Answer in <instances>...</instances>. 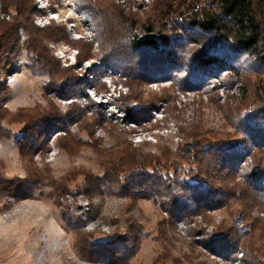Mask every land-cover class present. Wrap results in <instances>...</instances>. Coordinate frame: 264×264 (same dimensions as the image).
Segmentation results:
<instances>
[{"label": "rangeland", "instance_id": "obj_1", "mask_svg": "<svg viewBox=\"0 0 264 264\" xmlns=\"http://www.w3.org/2000/svg\"><path fill=\"white\" fill-rule=\"evenodd\" d=\"M14 1L0 0V38L16 19ZM28 1L33 12L27 26L18 27L8 65L0 44V264H248L244 247L229 254L213 247L211 234L225 220L234 224L232 212L180 216L167 192L140 187L128 193L122 187L138 160L151 173H172L157 162L163 164L165 150L178 160L197 124L209 130L211 142H220L243 136L247 117L257 122L264 116V65L251 54L213 47L212 37L189 23L212 0ZM85 5L92 7L89 14L80 8ZM147 25L181 36L178 76L143 83L133 75L141 62L131 49V30L142 41L161 34L148 32ZM48 26L49 33L43 31ZM34 35L60 66L38 61L28 43ZM206 48L229 54L230 65L201 87L183 89L192 56ZM131 103L142 106L135 117L127 111ZM56 111L64 125L33 151L31 139L42 141L38 122ZM147 154L150 159L142 161ZM254 162L251 153L244 155L238 179ZM14 178H27L32 191L20 192ZM63 185L67 189H57ZM94 186L97 192H89ZM256 214L264 219V207ZM105 243L117 250L116 260L100 256Z\"/></svg>", "mask_w": 264, "mask_h": 264}, {"label": "trees", "instance_id": "obj_2", "mask_svg": "<svg viewBox=\"0 0 264 264\" xmlns=\"http://www.w3.org/2000/svg\"><path fill=\"white\" fill-rule=\"evenodd\" d=\"M13 4L16 6V19L2 32L0 38V44L4 46V57L9 59L6 65L12 61L9 47L16 40L18 27L27 26L29 16L33 12V3L28 0H16ZM211 4L210 7L199 8L193 12L189 18L190 25L203 31L204 35L211 36L213 47L226 49V52L232 50L251 54L264 65V0H212ZM80 8H84L88 14L92 10V7L87 5ZM165 23L164 21L162 25H166ZM50 27L44 28L43 31L49 33ZM146 29L148 32L157 31L161 34L159 38L146 36L142 41L135 35L134 29L131 30V49L141 62L138 65V72L133 75L141 78L143 83L169 78L172 74L178 76L183 72L181 67L183 56L179 55L177 50L182 45L181 36L177 32L167 33L164 28H157L154 25H147ZM63 35L65 38V34ZM35 36H31L28 43L30 49L36 51L40 57L38 61L47 63V67L55 63L60 66L56 60L51 61L47 58L49 56L42 52L40 41L35 39ZM229 56L226 53L217 54L207 48L196 50L192 56L195 58L192 71L185 80L181 82L179 78L178 81L182 83L183 89H197L214 74L230 65ZM62 88L64 86H53V90ZM127 107L128 113L134 117L142 108L132 106V103ZM42 118L46 119L45 123L39 121L37 126L42 125L37 134L42 141L32 144L31 139L29 142L33 145V151L44 146L45 139L54 127L64 125L58 111L55 114L43 115ZM258 119L260 120L257 122L252 116L247 117L244 122L240 119V122L244 123L245 130L241 132L243 136H228L222 138L220 142H211L209 130L206 131L203 125L197 124L185 136V141L177 153L178 160L172 157L171 151L165 150L162 156L165 159L163 164L157 162L161 168L173 169L172 173L170 171L164 175L151 173L147 166H142L143 162L138 160L137 170L131 169L130 172L132 179H128L129 182L122 185L124 191L129 193L140 187H148L159 192H167L173 201V212L180 216L217 208L232 212L234 224L229 225L228 220H225L211 234L213 247L226 254L244 247L251 256L248 264H264V219L256 214L257 209L264 207V183L261 182L264 180V116L260 115ZM30 131L27 130L22 135L25 140L31 135ZM247 153L255 157V162L245 179H238L243 169L241 160ZM143 157L142 161L150 159L148 154ZM115 164L120 166L122 163ZM119 172L114 173V179L118 181L121 180ZM13 181L19 183L20 192L23 191L25 194L32 191L27 178H14ZM57 189L67 187L63 185ZM97 190L96 186L88 189L89 192ZM233 206L238 207L235 213L232 211ZM115 241L116 238L106 242ZM112 243L100 245V256L116 260L117 256L112 254V251L115 250L117 253V250L112 248Z\"/></svg>", "mask_w": 264, "mask_h": 264}, {"label": "built area", "instance_id": "obj_3", "mask_svg": "<svg viewBox=\"0 0 264 264\" xmlns=\"http://www.w3.org/2000/svg\"><path fill=\"white\" fill-rule=\"evenodd\" d=\"M50 16H52V17H54V18H56L53 14H49ZM43 18V17H42ZM242 256L244 255V253L242 252V254H241Z\"/></svg>", "mask_w": 264, "mask_h": 264}, {"label": "snow or ice", "instance_id": "obj_4", "mask_svg": "<svg viewBox=\"0 0 264 264\" xmlns=\"http://www.w3.org/2000/svg\"><path fill=\"white\" fill-rule=\"evenodd\" d=\"M0 150H2V149H0Z\"/></svg>", "mask_w": 264, "mask_h": 264}]
</instances>
